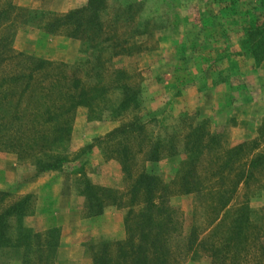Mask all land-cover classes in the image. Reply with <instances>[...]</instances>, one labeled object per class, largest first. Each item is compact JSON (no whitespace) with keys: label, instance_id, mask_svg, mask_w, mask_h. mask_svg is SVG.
Masks as SVG:
<instances>
[{"label":"rangeland","instance_id":"1","mask_svg":"<svg viewBox=\"0 0 264 264\" xmlns=\"http://www.w3.org/2000/svg\"><path fill=\"white\" fill-rule=\"evenodd\" d=\"M12 2L25 15L32 10L45 17L33 23L19 17L14 22L10 31L14 50L62 63L69 75L75 73L87 86L96 82V71L106 84L121 71L122 81L139 98V106L128 109L119 120L106 115L90 120L88 110L79 107L68 145L71 160L62 171L37 172L30 163L0 151V192L5 201L31 195L33 212L24 218L26 227L60 229L53 264H94L97 240L125 237L124 205H108L103 216L85 217L83 197L77 192L76 179L83 175L92 183L125 193L128 179L119 160L110 155L115 147L125 144L134 153L129 163L133 177L146 167L165 182L176 177L175 169L184 158L183 135L189 124L203 121L220 135L224 146L256 138L264 148V60L256 63L250 50L240 47L244 27L254 19L264 20V0H237L236 9L223 13L229 0H106L101 18L104 37L109 39L103 52L70 37L65 29L49 33L39 26L87 0ZM120 98L121 89L115 88L105 99L117 104ZM133 120L144 126L137 138L106 137L120 123ZM171 134H175L177 154L145 162L139 150L146 141L171 143ZM243 191L240 186L233 204L244 201ZM196 200L193 194L169 197V205L179 211L183 234L189 230ZM249 204L264 208V188H252ZM22 258L21 247H0V264H21ZM179 264L213 263L205 255L189 253Z\"/></svg>","mask_w":264,"mask_h":264},{"label":"trees","instance_id":"2","mask_svg":"<svg viewBox=\"0 0 264 264\" xmlns=\"http://www.w3.org/2000/svg\"><path fill=\"white\" fill-rule=\"evenodd\" d=\"M105 2L87 0L39 26L49 33L65 29L70 37L103 52L109 39L104 37L101 18ZM236 8L237 0H229L221 13ZM22 11L12 0H0V151L30 163L37 172L62 171L71 160L68 145L79 107L88 110L90 120L105 115L119 120L128 109L139 106V98L122 81L121 71L108 84L96 71V82L87 86L75 73L69 75L62 63L14 50L10 33L14 22L19 17L29 23L45 18L38 17L37 11L28 10L27 15ZM240 47L250 50L256 63L264 60V20L254 19L244 27ZM95 59L101 62L99 56ZM115 88L121 89V98L110 104L106 94ZM143 129L139 121L122 122L106 137L137 138ZM169 138L171 143L148 139L139 150L144 161L176 155L175 134ZM182 148L184 158L175 169L176 177L168 182L146 167L133 177L129 163L134 153L125 144L110 154L119 160L128 179L125 193L92 183L83 175L76 179L85 217L102 214L108 205H124L127 210L125 237L97 240L94 264H179L189 253L205 255L213 264H264V208L249 204L252 188H264V148L256 138L224 146L220 135L203 121L189 124ZM240 186L244 201L233 204ZM179 193L197 198L187 234L182 233L178 209L168 203L171 195ZM30 199L27 194L6 202L0 192V247L23 248L21 264H53L60 229L26 227L24 218L33 212Z\"/></svg>","mask_w":264,"mask_h":264},{"label":"crops","instance_id":"3","mask_svg":"<svg viewBox=\"0 0 264 264\" xmlns=\"http://www.w3.org/2000/svg\"><path fill=\"white\" fill-rule=\"evenodd\" d=\"M99 216H103V215L100 214V215H98V217H99Z\"/></svg>","mask_w":264,"mask_h":264}]
</instances>
